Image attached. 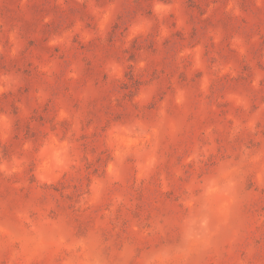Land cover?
<instances>
[{"label": "rangeland", "instance_id": "374dc122", "mask_svg": "<svg viewBox=\"0 0 264 264\" xmlns=\"http://www.w3.org/2000/svg\"><path fill=\"white\" fill-rule=\"evenodd\" d=\"M0 264H264V0H0Z\"/></svg>", "mask_w": 264, "mask_h": 264}]
</instances>
